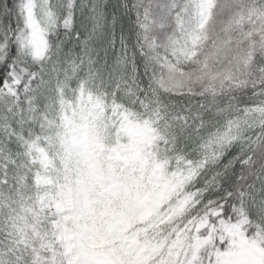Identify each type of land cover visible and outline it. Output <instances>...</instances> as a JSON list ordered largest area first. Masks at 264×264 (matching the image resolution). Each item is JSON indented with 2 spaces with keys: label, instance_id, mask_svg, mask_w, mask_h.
I'll return each mask as SVG.
<instances>
[{
  "label": "snow or ice",
  "instance_id": "1",
  "mask_svg": "<svg viewBox=\"0 0 264 264\" xmlns=\"http://www.w3.org/2000/svg\"><path fill=\"white\" fill-rule=\"evenodd\" d=\"M107 7L0 0L6 219L15 228L19 207L50 225L59 264H264V184L247 195L240 184L245 169L264 176V0H133L136 45L121 33L111 66L107 50L93 59L109 25L115 52ZM134 126L155 130L170 180ZM242 201L247 224L226 230ZM121 209L147 214L154 234L127 243ZM0 264L27 262L8 248Z\"/></svg>",
  "mask_w": 264,
  "mask_h": 264
},
{
  "label": "trees",
  "instance_id": "2",
  "mask_svg": "<svg viewBox=\"0 0 264 264\" xmlns=\"http://www.w3.org/2000/svg\"><path fill=\"white\" fill-rule=\"evenodd\" d=\"M124 2L128 3V9L123 7ZM146 2H149V0H146ZM215 2L221 4L229 2L240 3L242 0H215ZM107 4V12L109 17H111L112 13L114 12L119 18L114 30L116 37L115 52L109 45L112 31L111 26L109 25L105 34L95 43L96 51L93 59H97L98 64H103L106 58L105 50H107V61L109 66H111L112 57L119 54L120 52L119 40L121 33H123L125 39L127 40L129 52L131 53L136 45L139 28L136 26L137 18L135 14L136 10L132 7L133 0H107ZM216 11L219 13L220 9L217 8ZM220 18L227 19V16L225 15ZM156 145L163 151L164 145L162 143H156ZM237 171H239V166ZM249 172H251V174H249ZM244 174L247 176V179L240 181V184L244 188L245 195L254 191L253 189H250L248 185L254 184L255 189H260L262 184H264V176H261V174L255 170V168L251 170L245 169ZM215 195L218 199L220 195H223V191L216 193ZM27 203L31 204L32 201L28 200ZM246 204V201L236 204L235 215L237 219L241 217L242 211H245L248 217V212L250 209L248 206H246ZM7 206L8 201L3 198L2 194H0V253H3L8 248H12L14 251H16L17 255L23 256L27 264H52V258L55 256L57 264H59L60 261L56 258V255L53 252L52 241L54 240V237L51 235V226L45 224V222L38 223L33 219L31 214L18 207V216L16 213H11V215L16 217V227L13 228V221L6 219L5 209ZM24 207L26 208L27 204H24ZM229 215L231 216L232 214L230 213ZM160 228H164L166 231L170 230L168 228L167 222L160 225ZM152 231V228L148 229L147 234H150ZM17 241H19V243H17Z\"/></svg>",
  "mask_w": 264,
  "mask_h": 264
},
{
  "label": "rangeland",
  "instance_id": "3",
  "mask_svg": "<svg viewBox=\"0 0 264 264\" xmlns=\"http://www.w3.org/2000/svg\"><path fill=\"white\" fill-rule=\"evenodd\" d=\"M37 39L36 42L39 46L43 47L46 45V40L44 37L37 33ZM40 41L42 42V45H40ZM77 44V41L74 39L72 41L68 42L69 47H72ZM130 133L136 137L138 140L143 142L148 149H150V155L153 156L155 162L157 164H160L161 167L158 169L159 173V179L160 180H170L171 177L168 175V163L170 162V157L165 156L164 151L159 149L154 142V137L157 135L155 130L151 128H141L139 126H134L130 129ZM120 216H121V223L124 226V232L122 233V236L127 238V243L132 242L133 236L138 235L139 238L143 239L146 235L144 229H151L148 227V223L150 222V218L145 214L143 217H138L134 214H130L127 211L121 209L120 210ZM42 219V218H41ZM248 217L245 213V211H242V215L240 218L237 219V223L235 224H228L226 225V230L228 229H234L235 231L239 232L243 229V226L247 224ZM158 223V222H157ZM45 224H47L45 222ZM160 227V225H159ZM153 231L150 232L148 235H153ZM51 235L54 237V240L52 241V247L53 252L56 255V258L60 261L61 260V253L63 252V249L59 246V244L56 242V237L53 235V229L51 227ZM190 235H195V233H191ZM125 242L121 238H117L115 240L105 239L101 241L98 244V247H103L105 245H114Z\"/></svg>",
  "mask_w": 264,
  "mask_h": 264
},
{
  "label": "bare ground",
  "instance_id": "4",
  "mask_svg": "<svg viewBox=\"0 0 264 264\" xmlns=\"http://www.w3.org/2000/svg\"><path fill=\"white\" fill-rule=\"evenodd\" d=\"M37 36H38V34L36 35V39H37ZM38 38H39V36H38ZM38 44V43H37ZM40 45H42V42L40 41Z\"/></svg>",
  "mask_w": 264,
  "mask_h": 264
}]
</instances>
